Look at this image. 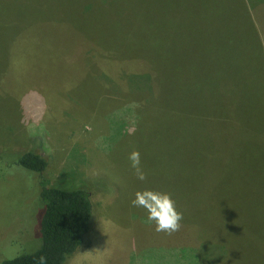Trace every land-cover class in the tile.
Masks as SVG:
<instances>
[{"label": "rangeland", "instance_id": "374dc122", "mask_svg": "<svg viewBox=\"0 0 264 264\" xmlns=\"http://www.w3.org/2000/svg\"><path fill=\"white\" fill-rule=\"evenodd\" d=\"M141 72H155L148 93ZM209 80L263 107L264 124V0H0V260L40 246V177L11 165L36 151L50 184L91 194L87 242L66 264H264V152L245 166L222 144L207 152L201 116L188 162L145 146L159 87ZM144 189L171 195L180 231L131 205Z\"/></svg>", "mask_w": 264, "mask_h": 264}, {"label": "trees", "instance_id": "16d2710c", "mask_svg": "<svg viewBox=\"0 0 264 264\" xmlns=\"http://www.w3.org/2000/svg\"><path fill=\"white\" fill-rule=\"evenodd\" d=\"M258 4L252 7H257ZM155 72L137 73L143 76L142 81L147 84V93L151 91L152 81L156 79ZM212 82L205 81V85L196 89L188 87L189 85L187 88L172 90L159 87L157 90L159 96L154 101V107L146 112L144 117L147 128L145 146H149L151 141L159 148L172 146L175 165H178L180 151L184 152L183 156L188 162L190 156L186 151L191 143L194 145L197 142V139H193L195 136L191 133L190 122L194 117L201 116L202 122L197 121L201 125H198L199 129L195 133L202 139L207 152L216 151L218 145L222 144V147L228 148L234 155L237 154L239 166H245L249 158L245 154L251 153L253 160L258 153L264 152V124L263 120L259 119L263 107L243 100L241 93L238 94L232 89H218ZM171 119L174 135L167 142L159 129L160 127L163 129L165 122L171 126ZM11 165L36 173L40 177L38 186L41 188L40 199L44 204L38 216L37 236L40 237V246L31 253L7 260L3 258L0 264H39L40 257L45 258V264H66L67 260L87 242L93 215L90 192L82 188L60 189L55 187L58 185L50 184L44 176L48 161L36 151L17 153ZM176 176L175 172V178ZM213 239L219 243L218 239ZM219 246L226 254L230 251L228 244ZM225 261L227 255L224 256V264Z\"/></svg>", "mask_w": 264, "mask_h": 264}, {"label": "clouds", "instance_id": "9594fccd", "mask_svg": "<svg viewBox=\"0 0 264 264\" xmlns=\"http://www.w3.org/2000/svg\"><path fill=\"white\" fill-rule=\"evenodd\" d=\"M131 167L138 180L144 181L147 175L141 166L140 153L132 151L129 155ZM133 207H141L147 212V219L154 223L155 231L172 235L182 228L183 213L176 208L171 195L152 189H144L135 193L131 201ZM39 264H45V258L40 257Z\"/></svg>", "mask_w": 264, "mask_h": 264}]
</instances>
